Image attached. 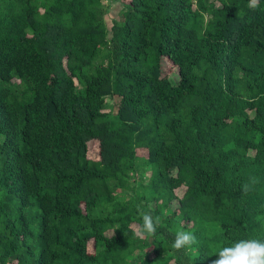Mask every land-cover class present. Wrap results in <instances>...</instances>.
<instances>
[{"label":"trees","instance_id":"trees-1","mask_svg":"<svg viewBox=\"0 0 264 264\" xmlns=\"http://www.w3.org/2000/svg\"><path fill=\"white\" fill-rule=\"evenodd\" d=\"M115 1L0 0V264H212L264 241V0ZM138 207L155 236L133 235ZM178 228L198 245L174 250Z\"/></svg>","mask_w":264,"mask_h":264},{"label":"clouds","instance_id":"clouds-1","mask_svg":"<svg viewBox=\"0 0 264 264\" xmlns=\"http://www.w3.org/2000/svg\"><path fill=\"white\" fill-rule=\"evenodd\" d=\"M260 0H249L248 8L255 10L259 7ZM259 183L257 177L251 176L241 185L242 195H247L255 190ZM141 223L133 229V235L138 239H145L155 236L157 228L162 226L161 217L153 215L150 211L137 209ZM175 238L171 247L176 251L192 250L199 241L192 231L178 228L175 231ZM218 258L212 264H264V241L257 238L240 239L230 246H223L214 251L211 256Z\"/></svg>","mask_w":264,"mask_h":264},{"label":"rangeland","instance_id":"rangeland-1","mask_svg":"<svg viewBox=\"0 0 264 264\" xmlns=\"http://www.w3.org/2000/svg\"><path fill=\"white\" fill-rule=\"evenodd\" d=\"M103 4L108 5V14L106 15L107 18H115L118 19L119 13L121 11V3L115 0H102ZM109 21V20H108ZM161 75L166 76L171 84H176L178 81V70L176 66H173L169 61L166 59L162 60L161 63ZM90 157L93 159L97 158L96 155V147L90 151ZM178 194L180 191L177 192Z\"/></svg>","mask_w":264,"mask_h":264}]
</instances>
